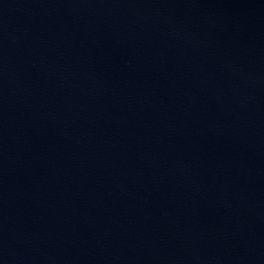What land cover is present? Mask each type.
I'll list each match as a JSON object with an SVG mask.
<instances>
[{
  "label": "water",
  "instance_id": "obj_1",
  "mask_svg": "<svg viewBox=\"0 0 264 264\" xmlns=\"http://www.w3.org/2000/svg\"><path fill=\"white\" fill-rule=\"evenodd\" d=\"M0 264H264V0H0Z\"/></svg>",
  "mask_w": 264,
  "mask_h": 264
}]
</instances>
